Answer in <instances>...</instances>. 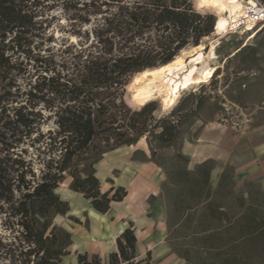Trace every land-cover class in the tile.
<instances>
[{"label": "rangeland", "instance_id": "rangeland-1", "mask_svg": "<svg viewBox=\"0 0 264 264\" xmlns=\"http://www.w3.org/2000/svg\"><path fill=\"white\" fill-rule=\"evenodd\" d=\"M83 1L89 5L90 0ZM102 1H91L95 5L80 11L64 12L60 8L52 11L51 42L31 39L28 53L14 56L16 69L0 82V94L8 88L13 94L19 91L17 102H25L26 97L21 93L29 90L27 84L41 81L40 75L44 72L40 70L49 65V56L72 73L80 48L83 54L95 53L101 45L98 40L108 37L103 18L116 12L114 5L98 6ZM162 1L170 3V0ZM187 2L192 11L193 0ZM198 6L206 17L190 14L201 22L210 18L214 25L215 12L204 8L203 4V7L199 3ZM212 33L213 28L199 42L207 51L213 49L221 57L208 64L214 69L212 77L183 87L176 104L164 110L163 101L154 96L152 84L147 81L149 70L136 75L134 79L138 77V84L139 80L141 84L137 89L138 100L130 86L131 103L126 104V92L122 88L128 109H112L100 118L102 123L96 135L88 147L72 159L64 174L65 180L55 191L60 197V192L68 188L69 174L83 177L93 170L101 152L114 146L116 134H133L127 126H145L147 132L138 141L146 142L160 172L159 191L150 202L154 203L153 213L163 219V241L167 250L154 264H163L168 256L186 259L189 264H264V25L243 33L221 36ZM256 33L247 43L246 39ZM160 35V31L151 29L142 38H134L129 47L159 51ZM192 47L188 45L183 50ZM37 57L43 58L41 69L34 61ZM54 67L61 71L59 66ZM146 104L150 108L143 115H137L141 110L137 108ZM158 126H172L166 138L169 142L163 143L156 138L161 131ZM204 128H210L223 138L229 153L225 159L194 165L182 152V146L198 139ZM56 131L54 121L50 120L41 126V135L35 134L19 145V151L24 149L22 157L32 160L34 170L44 168L51 160L57 161ZM53 222L69 233L70 227L88 225V222L80 223L68 216V212L55 216ZM18 231L14 219L0 212V264H23L19 256ZM71 245L70 255L63 258L65 264L75 261ZM142 256L145 258V253ZM101 259L106 260V257Z\"/></svg>", "mask_w": 264, "mask_h": 264}, {"label": "trees", "instance_id": "trees-1", "mask_svg": "<svg viewBox=\"0 0 264 264\" xmlns=\"http://www.w3.org/2000/svg\"><path fill=\"white\" fill-rule=\"evenodd\" d=\"M91 1L96 0H90L89 5L83 0H0V82L16 69L14 56L28 53L31 39L51 42L52 11L59 8L64 12L80 11L95 5ZM198 3L203 7L201 0H193L191 11L187 0H170L168 5L162 0H103L98 6L114 5L116 12L103 18L108 37L98 40L102 46L95 53L83 54L80 48L72 73L64 64L53 62L51 56L49 65L41 69L43 58L37 57L34 61L40 64L38 67L44 74L40 75L41 81L27 84L29 90L21 93L26 97L25 102H17L20 93H11L9 84L8 90L0 94V212L13 218L19 229L18 248L23 264H65L63 258L70 255L71 235L53 220L57 215H65L69 206L56 194V189L65 180L64 174L72 159L96 135L102 123L100 118L112 109H128L122 88L126 92V104L131 103L128 88L131 86L137 99L138 85L141 87L138 77L134 79L136 75L149 70L150 84V76L158 66L170 62L186 46L198 45L202 37L212 32L214 25L210 18L201 22L192 15L206 17ZM151 29L161 32L159 51L129 47L134 38H142ZM149 108L148 104L137 108L141 109L137 115H143ZM50 120L57 128L54 149L59 157L36 171L32 160L22 157L24 149L19 151L18 147L33 135H41V126ZM127 127L133 134H116L114 146L101 152L94 164L110 150L136 144L147 132L145 126ZM158 127L161 131L156 138L169 142L166 138L172 126ZM69 176V188L82 194L99 213H106L113 202H120L127 195L121 187L102 192L94 169L83 177ZM115 246L116 250L106 260L84 253L76 254L74 264L141 263L136 259V238L131 227L116 238Z\"/></svg>", "mask_w": 264, "mask_h": 264}, {"label": "crops", "instance_id": "crops-1", "mask_svg": "<svg viewBox=\"0 0 264 264\" xmlns=\"http://www.w3.org/2000/svg\"><path fill=\"white\" fill-rule=\"evenodd\" d=\"M225 145L223 138L215 135L210 128H204L193 143L183 144L182 152L195 165L225 159L229 153ZM94 175L102 192L121 187L127 195L122 201L113 202L106 213H99L82 194L69 188L70 182L68 188L60 192V199L68 203V216H73L80 223L88 222L87 227L83 224L77 228L70 227L74 263L76 254L86 253L104 258L114 252L116 238L128 227L134 231L135 255L137 260H141L140 264H154L160 256L166 255L163 219L153 213L154 203L150 202L159 191L160 172L151 159L146 142L138 141L134 145L120 146L104 153L94 165ZM143 253L145 258H142ZM163 264L189 263L168 256Z\"/></svg>", "mask_w": 264, "mask_h": 264}, {"label": "bare ground", "instance_id": "bare-ground-1", "mask_svg": "<svg viewBox=\"0 0 264 264\" xmlns=\"http://www.w3.org/2000/svg\"><path fill=\"white\" fill-rule=\"evenodd\" d=\"M244 1L236 0V3H231L229 0H219V2L203 3L204 8L215 12L213 36L227 34L225 31L227 17L241 12ZM257 33L246 39L247 43ZM220 58L213 49L207 51L203 44H198L188 51L183 50L167 64L158 66L153 71L150 84H152L154 96L163 101V109H169L176 104L178 94L183 87H190L211 78L214 69L208 67V64Z\"/></svg>", "mask_w": 264, "mask_h": 264}, {"label": "built area", "instance_id": "built-area-1", "mask_svg": "<svg viewBox=\"0 0 264 264\" xmlns=\"http://www.w3.org/2000/svg\"><path fill=\"white\" fill-rule=\"evenodd\" d=\"M227 18V33H243L257 29L264 25V2L252 0L249 3V0H245L241 12Z\"/></svg>", "mask_w": 264, "mask_h": 264}, {"label": "snow or ice", "instance_id": "snow-or-ice-1", "mask_svg": "<svg viewBox=\"0 0 264 264\" xmlns=\"http://www.w3.org/2000/svg\"><path fill=\"white\" fill-rule=\"evenodd\" d=\"M205 2H219V0H201V4L205 3ZM229 2L231 3H236V0H229ZM252 0H249V3H251ZM163 71V70H161Z\"/></svg>", "mask_w": 264, "mask_h": 264}]
</instances>
